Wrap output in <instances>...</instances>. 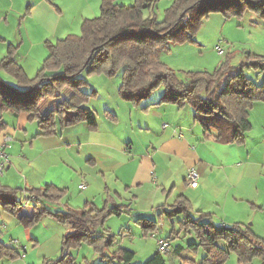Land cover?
Masks as SVG:
<instances>
[{
    "label": "trees",
    "instance_id": "obj_1",
    "mask_svg": "<svg viewBox=\"0 0 264 264\" xmlns=\"http://www.w3.org/2000/svg\"><path fill=\"white\" fill-rule=\"evenodd\" d=\"M157 1L135 0L127 5L116 0H103L99 15L86 18L80 34L71 33L49 44L50 53L33 78L15 60V50L10 45L0 61V68L13 75L20 88L0 76V130L6 127L2 119L4 112L29 114L38 123L39 135H52L81 121L95 129L98 118L95 110L87 105L91 93L83 89L89 82L81 74L113 75L121 71L119 91L124 99L140 104L142 99L164 85L160 99L143 106L144 109L162 103L189 105L194 109L193 119L202 126L205 138L212 137L223 143H244L246 133L252 128L250 110L257 101H264V54L250 51L238 65H232L227 59L214 72L189 71L187 79L183 80L176 70L162 61L160 51L177 42L194 40V33L212 12L242 17L251 11L264 20V0H173L162 18L157 15ZM247 69L258 71L261 79L249 76ZM66 88L71 89L68 97L43 113V100L59 98ZM116 116L114 114L113 118ZM20 191L18 187L0 182V206L28 225L45 215L67 224L63 249L87 242L99 254L101 262L96 264H132L136 252L119 247L109 253L115 235L109 230H101L108 217L131 214L132 210H126V205L115 204L114 198L109 196L101 208L86 205L52 210L45 201H57L63 188L45 183L26 188L25 197L19 195ZM24 199H34L29 214L24 213ZM163 215L171 220L182 216L180 223L197 238L187 247L176 243L171 248L179 233L173 235V229L167 236L170 251L183 259L196 262L197 259L187 252L202 248L204 256L200 264H224L231 252L237 254L241 264H252L257 257L264 264V236L243 223L219 225L206 212L194 214L190 199L183 194L168 207H163L158 218L139 215L134 222L147 234L157 229ZM222 240L225 247L219 244ZM14 250L0 241V256H14ZM144 264H167V260L158 248Z\"/></svg>",
    "mask_w": 264,
    "mask_h": 264
},
{
    "label": "rangeland",
    "instance_id": "obj_2",
    "mask_svg": "<svg viewBox=\"0 0 264 264\" xmlns=\"http://www.w3.org/2000/svg\"><path fill=\"white\" fill-rule=\"evenodd\" d=\"M158 7L157 13L162 18L165 6ZM263 23L264 20L251 11L246 12L242 17H228L223 13L212 12L204 18L194 33V40L177 42L171 44L170 48L162 49L160 51L162 52L161 59L176 70L183 80L187 79L186 74L189 71L214 72L227 59H230L232 65H238L245 60L247 51L264 53L263 49L256 45L257 38L255 37L256 26ZM218 45L224 48V55L218 54ZM229 56L230 58H228ZM39 69L28 70V76L30 74V78L35 77ZM246 71L252 78L261 79L258 71L254 69ZM0 76L20 88L17 79L3 68H0ZM81 77L89 82L84 85L83 89L91 93L87 105L94 109L98 115V126L91 129L90 132L83 131L80 124L71 128H63L54 135H38L37 121L31 119L27 123L26 130L18 128V131L12 135V147L8 149L12 165L10 168L4 169L3 175L0 177L2 184L18 187L21 190L19 195L25 197L24 195L28 193L25 187L28 185L41 186L47 182L54 183L63 188L64 192L57 201L51 202L50 199L45 201V204L52 210L64 209L67 205L83 208L90 205L87 201H92L101 208L106 205L109 196L115 197L117 200L114 199L115 204L126 205V210L132 208V213L108 217L101 230H109L115 235L116 240L114 245L108 249L109 253L119 247H126L136 252L132 264H144L158 250V240L166 239L173 229V235L179 233V236L175 241L172 240L171 248L176 243H182L184 247H187L189 242L197 241L193 232L190 234L180 223L179 220H182V216L171 220L163 215L157 229L147 234L134 222V218L139 215L151 219L158 218L163 207H168L172 201V199L166 200L162 197L163 202H159V197L153 199L152 202L149 199L155 193L150 186L162 192V185L159 181L157 184H152V182L144 184L142 189H138L134 182L141 162V157L136 155L137 151L149 149V152L153 153V146L149 141L158 139L163 131L162 123H170L172 118L174 122L178 121L177 116H171L173 111H168L165 119H160L159 122L155 121L152 111L143 112L145 111L142 109L143 106L160 99L165 88L164 85L159 86L148 97L142 99L140 104H137L136 101L124 99L120 94L121 71L113 75L83 72ZM69 93H71V89L66 88L59 98L47 97L46 101L44 99L41 104V111L48 112L61 100L68 97ZM172 108L178 109V105ZM188 108L193 110L191 106ZM4 113L6 120V116H10V113ZM114 114L118 115V121L117 119L113 120ZM179 120L188 126H192L194 123L193 120H187L184 115ZM250 121L252 128L248 134L246 133V139L250 146L253 144L255 147L251 156L254 163L249 164V172L258 178L261 171L264 173V101H257L253 105L250 110ZM196 124L203 131L200 123ZM69 141L71 145H69ZM97 143H103V145L99 147ZM127 143L133 146L131 152L124 149ZM248 146L243 147V152L247 153ZM89 156L96 159L95 165L86 160ZM238 156L233 154L228 157L227 161L234 160L235 164L243 162L244 157L239 158ZM213 159L218 161L215 155ZM159 173L162 178L165 177L163 175H166L165 172L160 171ZM81 183H85L86 187L80 188ZM127 185L129 187L126 188ZM171 187H168V190ZM135 195L139 196L133 199ZM33 200H23L24 213L29 214L32 211ZM146 207L149 208L138 209ZM193 213L196 214V211ZM215 223L219 224L217 221ZM0 227V234L4 232L3 236L1 234L2 243L6 245L11 243L21 252L19 255L14 250V256H0V264H48V260H51L50 264L52 262L56 264H96L101 262L95 248L87 242L63 249V239L68 231V225L59 222L50 215L42 216L38 221L28 225L21 218L0 206ZM28 229L31 233L29 232L27 238L25 232ZM32 234L39 237V242L30 239ZM12 240L17 242L13 243ZM219 244L226 246L223 240ZM187 253L196 258V262L183 259L173 250L164 254L167 264H200L204 256L202 248ZM66 255L67 257H65ZM62 257L63 259L60 260ZM224 264L241 263L237 254L231 252ZM252 264H261L260 258H255Z\"/></svg>",
    "mask_w": 264,
    "mask_h": 264
},
{
    "label": "crops",
    "instance_id": "obj_3",
    "mask_svg": "<svg viewBox=\"0 0 264 264\" xmlns=\"http://www.w3.org/2000/svg\"><path fill=\"white\" fill-rule=\"evenodd\" d=\"M102 1L0 0V61L7 54L9 46L12 45L15 50L14 58L25 69L26 73L28 70L39 69L50 53L49 44L55 43L58 39L71 33L80 34L83 21L86 18L99 15ZM116 2L129 5L133 4L135 0H116ZM172 2L173 0H158L156 3L157 10L158 6L162 5L166 9ZM255 37L257 38L256 45L261 47L264 52V23L256 26ZM160 56L162 57V52H160ZM168 105L175 106L178 104H156L147 109L142 107L145 110L143 112L152 111L156 122L165 119L168 111H173L170 114L177 116L178 121L174 122L172 118L170 123H162L163 131L158 139L149 141L153 146L150 145L153 153H150L149 149L137 151L136 155L141 157L139 168L134 177L138 189H142L144 184L151 182L157 184L159 181L162 185V192L150 186L155 191L154 196L149 198L151 202L159 197V202H163L164 198L166 200L172 199L171 204L179 195L183 194L190 199L193 212H206L219 225L232 226L235 223H243L251 227L256 234L264 236V173L261 171L257 178L249 172V164L254 163L251 156L255 146L253 144L250 146L247 139L244 143L237 144L223 143L212 137L205 138L203 131L198 128L193 119V108L190 110L189 105H178V109H174L172 108L174 106ZM9 115L6 116L5 120V113H3L2 119L6 122V127L0 130V140L4 132L13 135L18 131V128L26 130L27 123L31 120L29 114L24 112L19 115L12 113ZM183 115L187 117V120L194 121L192 126H188L179 120ZM117 118H119L118 115L113 120ZM80 124L83 131H92L85 121L65 128ZM140 124L142 125L141 121ZM149 126L148 124V128ZM38 132L39 126L37 134ZM68 143L71 145L70 141ZM97 145L101 147L103 143H97ZM245 146H248L247 153L242 150ZM132 148L133 146L127 143L124 149L131 152ZM233 154L239 155V158L243 156L244 161L237 164L234 163V160L227 161L228 157ZM214 155L218 159L217 162L213 159ZM86 160L92 165L97 163L93 156H89ZM11 165L12 163L7 165V168H10ZM192 167H195L199 172V183L196 187H192L188 180V172ZM160 171L165 172L164 178L159 173ZM0 182L2 183L1 178ZM37 186L28 185L25 189ZM127 187L129 186L127 185ZM168 187L171 189L168 190ZM138 196H133V199ZM114 199L116 200L115 197ZM88 202L89 207L95 205L92 201ZM147 208L149 207L138 209L146 210ZM29 230L25 232L27 238L29 232L31 233ZM1 234L0 241L2 242ZM30 239L39 242V237L34 234ZM19 242L22 244L21 241ZM8 246L21 253L13 244L10 243Z\"/></svg>",
    "mask_w": 264,
    "mask_h": 264
},
{
    "label": "built area",
    "instance_id": "obj_4",
    "mask_svg": "<svg viewBox=\"0 0 264 264\" xmlns=\"http://www.w3.org/2000/svg\"><path fill=\"white\" fill-rule=\"evenodd\" d=\"M217 52L220 55H224L225 50L222 46H217ZM166 126V125H165ZM13 141V137L9 133H2V137L0 140V177L3 175L4 169L7 165L10 164V155L8 153V149L11 147V142ZM188 180L189 184L192 187H196L199 183V172L195 167L190 168L188 172ZM81 188H85L86 184L83 183L80 185ZM13 243H16V240H12ZM158 248L162 253H166L170 251V243L166 239L158 240Z\"/></svg>",
    "mask_w": 264,
    "mask_h": 264
},
{
    "label": "water",
    "instance_id": "obj_5",
    "mask_svg": "<svg viewBox=\"0 0 264 264\" xmlns=\"http://www.w3.org/2000/svg\"><path fill=\"white\" fill-rule=\"evenodd\" d=\"M184 13L181 15V18L183 17ZM250 51H247L246 53L249 54Z\"/></svg>",
    "mask_w": 264,
    "mask_h": 264
}]
</instances>
